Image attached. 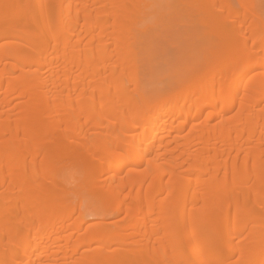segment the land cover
Listing matches in <instances>:
<instances>
[{
    "label": "bare ground",
    "instance_id": "obj_1",
    "mask_svg": "<svg viewBox=\"0 0 264 264\" xmlns=\"http://www.w3.org/2000/svg\"><path fill=\"white\" fill-rule=\"evenodd\" d=\"M0 264H264V0H0Z\"/></svg>",
    "mask_w": 264,
    "mask_h": 264
},
{
    "label": "rangeland",
    "instance_id": "obj_2",
    "mask_svg": "<svg viewBox=\"0 0 264 264\" xmlns=\"http://www.w3.org/2000/svg\"><path fill=\"white\" fill-rule=\"evenodd\" d=\"M194 37L198 38V40L200 38L197 34H194ZM198 40L196 42V39L195 40L193 39L192 44L190 42L188 44V43H186V41H183V40H178L177 42H176V40H174L173 41V42H175L174 45H172V42L170 43V41H169L168 43L167 42L165 43L166 45H164L163 48L159 47V49L153 50V55H152V53L150 55V59H151V57H153V60H150L151 63H149L150 69H149V65H147L148 68L145 67V69L146 68H147V70L149 69L148 71H149L150 75L148 74V72L145 71V69H144L145 73L143 74V76L145 78H147L148 80H149L148 77H150L149 81L146 80V88L148 89L149 85L151 88H155L163 80H166V79L168 80V77L173 79V77L176 76L175 72H176V70H179V67H180V71H177V77H179V75L181 76V73L184 75L185 73H187V71H189L191 69V67L193 68L194 65L199 64V61L201 60L200 54H202V47H199V45H197V47H195L196 45L193 46L195 44V42H196V44L199 43ZM200 46H201V43H200ZM203 48H204V46H203ZM152 61H153V63H152ZM185 64H187L188 67ZM181 66H183V67L181 68ZM184 67H186V68H184ZM181 70H182V72H181ZM151 71H153V72H151ZM173 71H174V74H172ZM178 72H179V74H178ZM148 82H149V85H148ZM132 91H133L132 87L128 88L125 95L131 94ZM84 202H85V200H84ZM84 202L82 200V203H84ZM88 202L86 201L85 205ZM89 206H91V204H89ZM90 208H88L89 210L86 211V215L87 214L89 215L88 216L89 220H93L92 215H94L93 213H95L94 212L95 210L92 213Z\"/></svg>",
    "mask_w": 264,
    "mask_h": 264
}]
</instances>
